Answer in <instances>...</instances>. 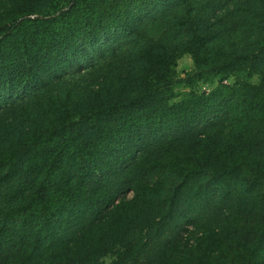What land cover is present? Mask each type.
<instances>
[{"label":"trees","instance_id":"obj_1","mask_svg":"<svg viewBox=\"0 0 264 264\" xmlns=\"http://www.w3.org/2000/svg\"><path fill=\"white\" fill-rule=\"evenodd\" d=\"M0 264H264V0H0Z\"/></svg>","mask_w":264,"mask_h":264},{"label":"rangeland","instance_id":"obj_2","mask_svg":"<svg viewBox=\"0 0 264 264\" xmlns=\"http://www.w3.org/2000/svg\"><path fill=\"white\" fill-rule=\"evenodd\" d=\"M92 63L89 65V66H86V67H83L79 70H76L72 73H70L69 75H66L63 80L64 81H69L71 79H73L74 77L76 76H79V74H84L85 72H88L90 71L92 68H90V66L92 67ZM98 65V64H97ZM96 65V66H97ZM194 69V62L192 60V58L189 56V55H185L184 57H182L179 61H178V65H177V73H178V78H184L186 77L189 73H191ZM254 82H257L258 80L255 78L253 80ZM227 83H233V80H229ZM217 86V83L216 81L214 82H200L197 84V90L198 92H210L212 91L213 89H215ZM191 88L188 87L187 85L185 84H182V85H179L177 88H176V94H182L184 92H187V91H190ZM31 95V94H30ZM29 95V96H30ZM21 95L19 97H15L14 99H18L19 100L21 99ZM132 197V194H129L128 195V198H131Z\"/></svg>","mask_w":264,"mask_h":264}]
</instances>
